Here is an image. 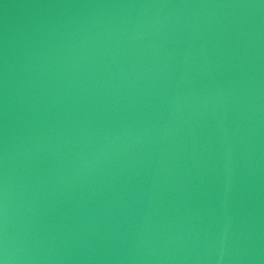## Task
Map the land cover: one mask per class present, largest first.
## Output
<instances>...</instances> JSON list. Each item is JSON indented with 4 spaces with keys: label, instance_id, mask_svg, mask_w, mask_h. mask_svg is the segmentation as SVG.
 I'll list each match as a JSON object with an SVG mask.
<instances>
[{
    "label": "water",
    "instance_id": "water-1",
    "mask_svg": "<svg viewBox=\"0 0 264 264\" xmlns=\"http://www.w3.org/2000/svg\"><path fill=\"white\" fill-rule=\"evenodd\" d=\"M0 264H264V0H0Z\"/></svg>",
    "mask_w": 264,
    "mask_h": 264
}]
</instances>
